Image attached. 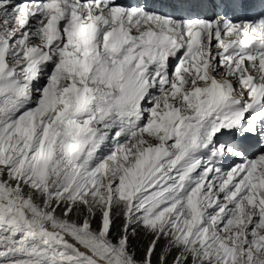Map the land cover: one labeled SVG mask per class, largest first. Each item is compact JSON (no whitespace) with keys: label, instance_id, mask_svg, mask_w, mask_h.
Segmentation results:
<instances>
[{"label":"snow or ice","instance_id":"1","mask_svg":"<svg viewBox=\"0 0 264 264\" xmlns=\"http://www.w3.org/2000/svg\"><path fill=\"white\" fill-rule=\"evenodd\" d=\"M0 264H264V0H0Z\"/></svg>","mask_w":264,"mask_h":264}]
</instances>
